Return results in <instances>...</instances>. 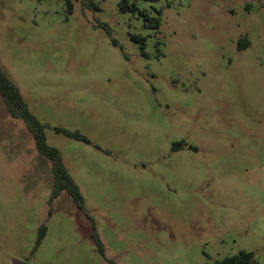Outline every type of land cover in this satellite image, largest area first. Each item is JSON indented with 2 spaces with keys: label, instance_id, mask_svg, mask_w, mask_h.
Wrapping results in <instances>:
<instances>
[{
  "label": "rangeland",
  "instance_id": "1",
  "mask_svg": "<svg viewBox=\"0 0 264 264\" xmlns=\"http://www.w3.org/2000/svg\"><path fill=\"white\" fill-rule=\"evenodd\" d=\"M123 1L0 0V65L84 205L50 203L0 96V264H264V0H129L160 26Z\"/></svg>",
  "mask_w": 264,
  "mask_h": 264
},
{
  "label": "trees",
  "instance_id": "2",
  "mask_svg": "<svg viewBox=\"0 0 264 264\" xmlns=\"http://www.w3.org/2000/svg\"><path fill=\"white\" fill-rule=\"evenodd\" d=\"M146 2H159L160 0H143ZM260 1V0H253ZM120 10L122 12H131V13H139V15L144 18L145 22H156V26H160L159 21L151 20L149 16L141 12L136 5L130 4L129 0H124L120 4ZM132 39L136 43L142 44V51L145 52V44L144 39H140L137 36H133ZM0 96L3 102L6 105L7 111L11 115L12 118L16 120H21L29 132L33 135L36 148L40 154L48 158L52 163L53 174H54V191L51 195L50 203L57 199L62 191H68L70 195L73 197L75 202L81 207L84 208L83 198L79 191L78 186L76 185L73 178L70 176L67 168L65 167L63 160L59 151L48 145L45 130L50 128L48 125H44L40 123V121L30 112L27 103L20 92L19 88L16 84L11 80L9 75L3 70L0 65ZM59 134H64L69 138H73L75 140H79L85 143H89V140L82 136L79 132H70L62 128H54ZM94 227V241L96 246L98 247L99 252L105 256V247L100 240V237L95 229V223H93ZM48 229L45 225H43L39 230V235L36 243V248L41 245L42 241L46 237ZM254 253L250 252H240L239 254L232 256L230 258H226L220 262L215 264H258L254 259Z\"/></svg>",
  "mask_w": 264,
  "mask_h": 264
},
{
  "label": "water",
  "instance_id": "3",
  "mask_svg": "<svg viewBox=\"0 0 264 264\" xmlns=\"http://www.w3.org/2000/svg\"><path fill=\"white\" fill-rule=\"evenodd\" d=\"M12 264H26V263H23V262H20V261L14 260Z\"/></svg>",
  "mask_w": 264,
  "mask_h": 264
}]
</instances>
